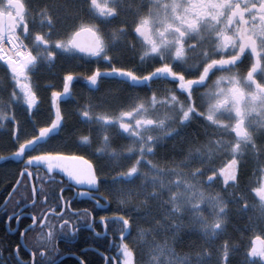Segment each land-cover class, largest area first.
I'll return each instance as SVG.
<instances>
[{
    "label": "snow or ice",
    "instance_id": "6c2138e0",
    "mask_svg": "<svg viewBox=\"0 0 264 264\" xmlns=\"http://www.w3.org/2000/svg\"><path fill=\"white\" fill-rule=\"evenodd\" d=\"M128 52L140 67L117 66ZM60 58L103 61V70L80 74L90 90L99 92L100 81L110 78L129 94L81 97L65 113L60 102L71 100L78 78L68 71L41 122L39 75ZM0 69V129L15 147L0 161L23 164L3 212L19 223L22 202L35 208L39 199L42 208L20 232L22 239L35 232L32 243L10 251L0 245V264H58L59 236L78 231L68 213L90 217L87 209L71 210L63 187L46 188L58 174L87 186L79 195L96 206L117 205L113 216L100 218L120 237L117 255L105 264H233L241 246L228 231L234 207L256 210L246 226L243 264H264V0H0ZM156 82H163L160 89L151 87ZM142 86L144 96L131 94ZM70 115L77 125L61 136ZM117 138L127 143L114 147ZM73 145H98L92 155L108 172L102 175L104 168L75 154ZM249 158L255 183L243 178ZM134 227L137 236L128 242ZM193 234L202 243L177 251Z\"/></svg>",
    "mask_w": 264,
    "mask_h": 264
},
{
    "label": "flooded vegetation",
    "instance_id": "af4514ba",
    "mask_svg": "<svg viewBox=\"0 0 264 264\" xmlns=\"http://www.w3.org/2000/svg\"><path fill=\"white\" fill-rule=\"evenodd\" d=\"M97 66L101 67L102 70L107 67V65L103 61L97 63L94 60H89L88 58H86L85 61H76L66 58H60L56 61L55 67H53L51 70L42 69L40 74L44 73L47 75L49 80L47 81L46 83L47 87L45 88L48 89L49 91L50 90L62 91V87H63L62 77L66 72L71 71L77 74L78 78L74 80L71 86V92H72L71 100L69 97H65L60 102V107L62 106V110L65 113H70L74 111L77 106V104L72 101L83 103V100L81 98H78L77 94L75 93L76 91L78 94H81L82 97L89 96L88 93L84 91V89H87L89 91L90 86L86 83V81L82 77H80V74L81 73L85 75L90 74V71L94 70ZM117 66L125 67L129 70H133L140 67L139 60L136 57L135 53L133 52H128L126 54V57L122 58L120 63L117 64ZM143 67L145 73L148 70H150L147 64L144 65ZM138 74L140 73L138 72ZM105 80L120 83L116 79L105 78L100 81V85H99L100 88H103V85H106L107 87L109 86L108 84L103 82ZM162 83L163 82H156L152 84L151 87L153 89H160ZM166 86L172 87L171 84H168ZM147 91H148L147 87L142 86L140 88L131 90V94L133 95L138 94L140 96H144L147 93ZM44 92L46 93V90H44ZM44 92L42 89L39 90V96L41 100L40 103L41 114L37 118L38 119L40 118L41 122L46 120V118L50 113L48 105L47 108H44L45 105L49 103V100L44 97ZM64 106L66 107L65 109H63ZM17 116L20 120H24V118L26 119L22 109L19 112H17ZM188 131L190 132L193 130L189 129ZM170 142L171 141L167 142V146L165 148L160 149V156H164L170 151L171 149ZM177 142L178 143L175 145L178 146L180 142L179 138L177 139ZM125 143H127L126 140L119 139V141L117 142L116 139L114 142V147ZM86 158L91 163H93L97 168L103 167L104 170L107 172V167H105L102 162H98L95 156L92 155V152L88 153ZM157 159H159V156L157 157ZM11 165H14L13 166L14 171L8 172L7 175L8 174L11 175L12 177L11 186L13 187L16 180L20 177V172L23 169V164L17 161H11ZM255 170H256V163L253 159L249 158L246 167L242 170L244 182L255 183V180L257 178L253 174ZM105 171L101 174L104 175L106 173ZM56 180H57L56 184H46L45 185L46 188L49 191L55 190L58 192L59 188L63 187L65 189L63 195L65 196L66 199L71 201L72 211L82 212L84 209H87L90 213V217L75 216V215H71V212L68 213V215L71 216V223L77 226L78 231L75 237L72 236L65 237L63 235L59 236L58 240L56 241L59 249L57 254L58 264L67 257L74 259L78 264H80L81 261H84V264H105V257L111 258L117 255V252L115 250V245L120 242V237L118 231H116L115 225L109 223L108 229L105 230L104 224L101 222L100 218L102 216L105 217L113 216L117 212V205L115 203H105L103 200H101V204H103L104 206L98 207L95 205L92 199H89L87 196L79 195V192L90 191V189L87 186H76L73 182L65 178L63 174H58ZM12 187L9 189L8 193L10 192ZM101 192H103V187L101 188ZM6 197L4 198V200L6 199ZM38 201L40 200L38 199L37 202ZM25 204L26 202L21 203L19 208L16 209V211L19 212L22 216L19 223H17L15 219H13V221L11 222L7 221V217L5 213L0 217V219L3 220L4 229H5V234H3L4 235L3 239L4 238L7 239V237L9 236L15 240L13 245L12 244L10 245L12 247L11 250L14 249L17 244L23 245L22 240L24 243L27 242L31 244L33 236L36 234L35 232H28L23 239L20 236V232L24 231V229L31 224L30 214L36 213L37 215H39V213L42 211L40 209H34V208L32 209L31 205L24 209H21V207L24 206ZM49 204L55 207L54 201H49ZM1 210L3 211V208L0 209V212H2ZM21 210L23 211L21 212ZM10 213L11 210L9 211V214ZM89 224H91L92 227H89L88 226ZM96 233H100V235L97 236ZM2 245L7 247L8 250L10 251L8 242L6 243V241L3 240ZM4 255L7 256L8 251H5ZM22 258L24 260H29L30 254L24 252L22 253ZM37 259H39V257H37Z\"/></svg>",
    "mask_w": 264,
    "mask_h": 264
},
{
    "label": "trees",
    "instance_id": "16d2710c",
    "mask_svg": "<svg viewBox=\"0 0 264 264\" xmlns=\"http://www.w3.org/2000/svg\"><path fill=\"white\" fill-rule=\"evenodd\" d=\"M48 80L49 79H48L46 74H43V77H39L40 89H42L43 92L46 89L44 87V84H46ZM103 82L108 84L109 86L107 87L106 85H103V88H100L99 92H95V93L87 92L88 95L89 96H92V95L103 96V95L108 94V93H111L112 95H117V94H119V95H128V91L126 90L127 87L125 85H123L121 83H116V82H113V81H109V80H105ZM121 88L125 89V91L123 93L119 92V90ZM84 91L86 92V90H84ZM75 93L77 94L78 98L82 97V95L78 94L77 91ZM44 97L49 100L50 91L48 89L46 90V93L44 92ZM47 105H48V108H50V106H49L50 104H46L44 108H47ZM65 108L66 107L64 106L63 109H65ZM61 109H62V106H61ZM24 121H25V118H24V120H21V122H24ZM73 125H77V117L75 115H70L68 117L67 128H66L64 133H61V136H65L66 137L67 136V130L70 129ZM78 127H79L81 133H83V134H87L88 133L87 132L88 131L87 125L79 124ZM190 130H193V129H190ZM200 130L202 131V129H200ZM118 141H119V139L117 138V142ZM59 143H60L59 139L53 140L51 142V144H49L48 146L49 147H55ZM14 150H15V147H14V145L11 143V141L9 139V136L7 134V129H1L0 130V156L10 155V153L12 151H14ZM93 150H94V148L93 149H77V148H75L74 145L72 146V151L75 154L83 155L84 157H86L88 155V153L93 152ZM13 166L14 165H11V161H0V205L4 201V198L6 197L9 189L12 187L11 186L12 185V183H11L12 177H11L10 174L7 175V173L14 171ZM17 199H19V196H17ZM8 207H9V211H10V210H12L13 205L9 204ZM32 209H33V207H32ZM34 209L42 210L40 201L37 202V204H36ZM2 215H4L3 211L0 212V217ZM3 234H5L4 223H3V220L0 219V245H2V241L4 240V241H6V243L8 242V245H9L10 250H11L12 247L10 245L11 244L13 245L15 240L12 237H9V236L7 237V239H9V240H7L6 238L3 239V237H4ZM231 234H233V233H231ZM232 240H233V242H235V241L238 240V238H236V239L232 238ZM189 243H197V244H199V243H202V241H200L199 238L195 234H193L191 236H186L185 237V245L183 246V248H179V249L183 250V251H188L187 245ZM239 243H241V242H239ZM240 245L242 246L243 244H240ZM59 264H78V263L74 259H72L70 257H67V258L63 259ZM233 264H242V263H240L237 260L236 256H234L233 257Z\"/></svg>",
    "mask_w": 264,
    "mask_h": 264
},
{
    "label": "rangeland",
    "instance_id": "374dc122",
    "mask_svg": "<svg viewBox=\"0 0 264 264\" xmlns=\"http://www.w3.org/2000/svg\"><path fill=\"white\" fill-rule=\"evenodd\" d=\"M1 73H2V75H0V76H3L2 69H0V74ZM42 74H44V73H42ZM39 77H41V76H39ZM18 111H20V110H18ZM177 143H178L177 140L171 141L170 142V148L172 147L173 144H177ZM96 146H98V145H94L93 148H95ZM107 172H108V169H107ZM64 177L67 178L65 175H64ZM255 214H256V210L252 209V208H250L247 213H242L239 211L238 208L234 207L233 211L231 212V223L229 225L228 231H229V234L232 238H234V239L238 238V240L235 241L234 243H237L239 245L243 244L242 246H240L239 251L234 254V256H236L237 260L240 263H242L244 261V252H245L244 246L248 244V242H249L248 238L251 236V233L249 231H247L246 226L249 223V217L254 216ZM231 233H233V234H231ZM136 236H137V232H136L135 227H134L132 234H131V237L129 238L128 242H131V240L135 239ZM239 242H241V243H239ZM177 251H183V250H180L178 248Z\"/></svg>",
    "mask_w": 264,
    "mask_h": 264
},
{
    "label": "water",
    "instance_id": "95a60500",
    "mask_svg": "<svg viewBox=\"0 0 264 264\" xmlns=\"http://www.w3.org/2000/svg\"><path fill=\"white\" fill-rule=\"evenodd\" d=\"M18 179H20V177H19ZM14 185H15V184H14ZM11 191H12V189L10 190V192H11ZM7 198H8V195H7L6 199H7ZM4 201H5V200H4ZM4 201H3V203L0 205V209L3 208V206H4ZM28 206H30V203L25 204L24 206L21 207V209H24V208H26V207H28ZM22 243L24 244L23 240H22Z\"/></svg>",
    "mask_w": 264,
    "mask_h": 264
},
{
    "label": "bare ground",
    "instance_id": "6f19581e",
    "mask_svg": "<svg viewBox=\"0 0 264 264\" xmlns=\"http://www.w3.org/2000/svg\"><path fill=\"white\" fill-rule=\"evenodd\" d=\"M41 114V113H40ZM44 116V115H43ZM45 117V116H44ZM40 119V118H39ZM42 121H43V119H42ZM58 176V175H57ZM62 176V175H61ZM66 180V179H65ZM74 204V203H73ZM2 211V210H1ZM19 213V212H18ZM118 238V237H117ZM82 253V252H81ZM89 256V255H88ZM103 258V257H102ZM29 259V258H28Z\"/></svg>",
    "mask_w": 264,
    "mask_h": 264
}]
</instances>
